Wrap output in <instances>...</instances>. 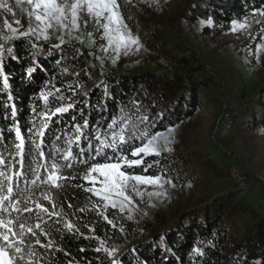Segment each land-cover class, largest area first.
<instances>
[{
  "label": "trees",
  "instance_id": "16d2710c",
  "mask_svg": "<svg viewBox=\"0 0 264 264\" xmlns=\"http://www.w3.org/2000/svg\"><path fill=\"white\" fill-rule=\"evenodd\" d=\"M262 7L264 0H198L195 6L189 8L188 13L191 18H196L201 11L202 16L222 22ZM121 12L133 29V22L126 16L125 9L122 8ZM204 31L207 32L206 29ZM52 45L54 44L50 42L36 41L34 37L6 45L13 47V55L18 57L12 59L5 49L3 67L4 75L8 77V88H4L3 76H0V153L8 160L11 157L7 150L14 152V144L18 143L15 131H10V128L18 123L22 135L26 139L29 137L28 129L33 126V108L37 114L45 110V103L40 98L41 91L63 96V101H54L50 105L53 110L61 104L74 105L67 113L57 114L49 121L50 131L43 145L45 153H49L53 149L56 136H61L56 146L65 148V141L75 131L74 125L83 126L87 119L90 126L101 124L103 128H107L105 121L119 116L121 109L136 116L149 115L156 120L153 133L162 131L191 115L198 104V94L208 83V77L200 65L195 67L193 73H189L190 69L186 68L181 76L166 78L167 81L165 75H162L165 76L163 79H157L156 75L146 71L117 72L101 66L78 70L79 63L88 55L86 52L83 53L80 47L70 43L62 45L60 49H52ZM174 60L180 64L189 63L185 56ZM29 68L35 70L29 74ZM196 75L201 79H194ZM56 89L60 92L57 93ZM257 89L254 97L239 101V109L231 112L232 124L227 138L233 136L234 130H239L237 125L240 120H245L247 127L264 126V83ZM229 98L230 96L228 100ZM13 106L16 109L15 117L12 116ZM137 106L139 112L136 111ZM160 113H163L162 119H156ZM36 122L38 124L39 120ZM84 132L90 134L91 128H85ZM36 139L39 143V137ZM81 145L87 152L86 142L81 141ZM137 146L138 141L127 146L130 159H135L131 156V151ZM73 151H78L75 145ZM155 161L159 163L150 168L147 174L174 165L172 156H150L145 165L131 171L136 174L144 173V167ZM205 164L214 175H223L224 170L218 169L216 158L207 156ZM84 171L85 167L77 164L75 168L65 169L63 174L72 176ZM41 174L44 175L43 172ZM28 179L30 181L32 177L29 176ZM71 183L89 186L79 179ZM20 186L24 187V184L21 183ZM43 191V187L36 188L33 198H40ZM90 196L83 189L76 190L72 187L65 188L60 193L59 200L63 201V208L67 213L65 218L72 221L79 231H53L54 247L47 251L34 245L40 254L39 264H111L113 259L116 264H264V210L261 213L255 211L254 206L236 191L214 195L200 207L195 206L191 210H173L170 215L172 221L161 229L159 235L149 232L145 236L150 239L149 242H137L130 249L126 248L129 245L120 246L118 254L111 258L107 257L103 249L108 248L110 243L116 244L115 246L127 243V239L119 234L114 222L115 227L92 208ZM96 200L97 197L91 196V201ZM68 201H71L72 208H68ZM42 202L51 208L46 201ZM86 205L85 211H78ZM112 211L109 208L107 212L111 221ZM165 221H162L161 227ZM32 223H36L35 214ZM56 227L62 228V225ZM105 239L111 240L107 242ZM41 241L47 243L43 237ZM97 248H101V251H95ZM196 248H200L205 254L197 255L194 252Z\"/></svg>",
  "mask_w": 264,
  "mask_h": 264
},
{
  "label": "rangeland",
  "instance_id": "374dc122",
  "mask_svg": "<svg viewBox=\"0 0 264 264\" xmlns=\"http://www.w3.org/2000/svg\"><path fill=\"white\" fill-rule=\"evenodd\" d=\"M197 1L130 0L125 3V0H119L121 9H125L126 16L133 22V29L128 26L140 38L142 47L139 51L134 47L129 49L127 55L121 51L118 58L111 48L107 52L102 51L101 45L106 46L107 42L101 40L100 33L91 21L87 28L82 27L79 32L74 31L71 35L64 33L68 43L77 45L83 53L88 54L79 63L78 70L101 66L117 72L146 71L156 75L157 79L166 76L167 81L166 78L181 76L187 69L193 73L195 67L200 65L208 77V83L198 94V104L191 115L168 126L175 128L171 137L172 150L164 151L158 157L172 156L174 165L152 174L146 173L170 178L174 187L165 184L167 195L150 197L148 192H162L164 189L159 186H141L143 195L133 194V202L123 212L118 208L112 209V222L116 224L119 234L127 239V243L118 246L109 244L108 249L117 248L113 256L118 254L120 246L129 245L126 248L130 249L137 242H149L150 239L145 237L149 232L159 235L162 221L171 219L173 210L200 207L214 195L236 191L254 206L255 211L261 213L264 210V135L261 136L264 126L247 127L245 120H240L237 125L239 130H234L232 137L227 138L228 135L222 134L229 104L236 101L240 107L239 101L254 97V91L264 83V22L257 23L264 21V17L256 11H264V7L238 18L215 22L209 16H202L201 11L196 18L190 17L188 10ZM2 2L12 11L0 8V34H11L5 28V20L18 32L26 31L29 28L28 13L31 6L26 0H21L19 4L17 0ZM209 19L211 24L206 23ZM17 20L19 24L14 23ZM233 20H247L249 27L233 32ZM32 27H36L34 19ZM89 32L93 33V37L88 36ZM60 35L59 31L50 30L48 40L32 37L36 41L57 44ZM0 43L4 41L0 40ZM181 56L188 58L189 63L180 64L174 60ZM198 76L193 78L201 79ZM207 156L216 158L218 169L224 170L223 175H214L207 169ZM233 169L238 170L250 183L248 190L236 188ZM101 179L103 177L97 176V187Z\"/></svg>",
  "mask_w": 264,
  "mask_h": 264
},
{
  "label": "snow or ice",
  "instance_id": "6c2138e0",
  "mask_svg": "<svg viewBox=\"0 0 264 264\" xmlns=\"http://www.w3.org/2000/svg\"><path fill=\"white\" fill-rule=\"evenodd\" d=\"M128 2L130 0H125V3ZM17 3H21V0H17ZM26 3L31 6V11L28 13L29 28L18 32L17 28L12 27L5 20V28L11 34H0V40L4 41L0 43V76H3L4 88L9 87L8 77L4 75L3 67L5 49L12 59L18 58L13 55V47H6L9 42L30 39L32 36L36 39L48 40L50 30H55L61 35L57 37L59 43L52 45V49H60L62 45L68 43L64 39V33L71 35L74 31L79 32L82 27L87 28L91 21L96 26V31L100 33L101 40L107 42L106 46L101 45L102 51L107 52L111 48L118 58L121 51L127 55L129 49L134 47L139 51L142 47L140 38L132 33L122 15L119 0H26ZM0 8L8 12L12 11L2 0H0ZM256 11L264 17V11ZM33 19L36 27H32ZM262 22L264 21H257V23ZM14 23L19 24L20 21L17 20ZM206 23L211 24V19ZM231 24L233 32L249 27L247 20L245 22L233 20ZM88 36L93 37V33L89 32ZM77 39L80 38L77 37ZM80 43H83V40H80ZM33 47L36 45L33 44ZM34 70L29 68L27 71L31 74ZM56 92L59 93L60 90L56 89ZM49 97L53 99L50 100ZM40 98L45 103V110L37 114L33 108V126L28 129L29 137L26 139L21 133L19 124H14L10 131H15L18 143L14 144V152L11 149L7 150L11 160L0 153V264H39L40 254L34 245H39L40 249L47 251L54 247L53 231L56 233L79 231L72 221L65 218L67 213L64 211L63 201L59 200V195L65 188L83 189L84 192L97 197L96 201H91V196L89 197L92 208L115 227L107 215L109 208H118L120 212H123L125 207L133 202V194L143 195L141 186H159L164 189L165 184H169L174 187L170 178L146 174L159 161L144 167L145 174H136L131 170L145 165V157H158L164 151H171V137L175 128L168 127L166 131L153 133L156 127L155 119H151L147 114L136 116L134 113L130 114L121 109L119 116H114L111 121H105L107 128H103L101 124L90 126L87 119L83 126L74 125L75 131L71 138L65 141V148L56 146V142L61 139V136H56L52 151L45 153L43 145L50 131L49 121L57 114L67 113L74 105L61 104L53 110L50 105L54 101H63L62 95L55 96L54 93L41 91ZM139 110L137 106L136 111L139 112ZM12 116H16L14 106ZM162 117L163 113H160L156 119H162ZM37 120H39L38 124ZM85 128H91V133H85ZM37 137H39V143H37ZM81 141L86 142L87 152L81 145ZM137 141L139 146L133 147L131 151V156L136 158L130 159L127 146ZM73 145L78 151H73ZM101 160L103 162H100ZM77 164L83 165L85 171L72 176L63 174L65 169L75 168ZM29 176L32 177L30 181ZM97 176L103 177L99 180V187L96 186ZM78 179L91 186L71 183ZM21 183L24 187L20 186ZM39 187H43L44 191L40 198L34 199V190ZM147 194L150 197L167 195V191L164 189L162 192ZM42 201H46L51 208ZM72 207L71 201H68V208ZM86 207L87 205L78 211L83 212ZM33 214L36 220L34 224L32 223ZM56 225H62V228ZM41 237L47 240V243H42ZM103 250L109 257L117 251L115 248L107 247ZM95 251L99 252L101 248ZM194 252L199 256L205 254L200 248L194 249ZM111 264H116V261L113 259Z\"/></svg>",
  "mask_w": 264,
  "mask_h": 264
},
{
  "label": "built area",
  "instance_id": "2783aa9c",
  "mask_svg": "<svg viewBox=\"0 0 264 264\" xmlns=\"http://www.w3.org/2000/svg\"><path fill=\"white\" fill-rule=\"evenodd\" d=\"M228 100V98H227ZM239 103L236 101H233L229 104V113H227L226 119L224 121L223 124V130H222V134L227 136L229 134V129L231 127L232 124V119H231V112L232 111H236L239 107ZM232 176L233 179L236 181V188L242 191L248 190L250 188V183L246 180V178L244 176H242L238 170L233 169L232 170Z\"/></svg>",
  "mask_w": 264,
  "mask_h": 264
},
{
  "label": "water",
  "instance_id": "95a60500",
  "mask_svg": "<svg viewBox=\"0 0 264 264\" xmlns=\"http://www.w3.org/2000/svg\"><path fill=\"white\" fill-rule=\"evenodd\" d=\"M186 210H188V208H187ZM186 210H185V211H186ZM176 217H177V216H176ZM172 219H173V218H171V219H166V221L164 222V225H162L161 229H162L163 227H166V226L168 225V223L172 221Z\"/></svg>",
  "mask_w": 264,
  "mask_h": 264
}]
</instances>
